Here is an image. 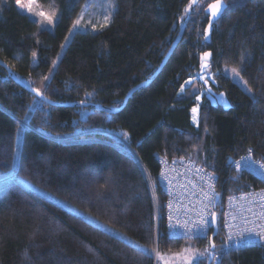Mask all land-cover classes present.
Returning a JSON list of instances; mask_svg holds the SVG:
<instances>
[{"label": "trees", "instance_id": "obj_1", "mask_svg": "<svg viewBox=\"0 0 264 264\" xmlns=\"http://www.w3.org/2000/svg\"><path fill=\"white\" fill-rule=\"evenodd\" d=\"M15 1L0 0V61L55 104L0 64V173L11 169L23 125L17 173L148 250L12 182L0 192V264H156L155 249L206 246L203 239L167 236L165 194L151 186L158 182L157 155L193 159L215 173L224 195L256 184L251 174L235 173L228 159L251 148L264 162V0L226 1L208 41L205 8L215 0H200L162 69L123 107L128 91L157 71L193 0H114L111 22L76 31L43 89L84 0H38L57 10L53 30L38 29ZM209 51L213 88L225 92L229 107L203 96L196 126L190 111L197 94L192 85L181 88ZM225 65L240 68L253 95L224 73ZM87 101L121 109L73 106ZM214 241L217 250L219 232ZM217 253L215 264H264V239Z\"/></svg>", "mask_w": 264, "mask_h": 264}, {"label": "built area", "instance_id": "obj_2", "mask_svg": "<svg viewBox=\"0 0 264 264\" xmlns=\"http://www.w3.org/2000/svg\"><path fill=\"white\" fill-rule=\"evenodd\" d=\"M157 159L168 237L209 242L216 214L221 250L264 239V162L251 148L233 159L231 167L235 173L251 174L256 184L225 195L215 173L193 159L165 155H157Z\"/></svg>", "mask_w": 264, "mask_h": 264}, {"label": "rangeland", "instance_id": "obj_3", "mask_svg": "<svg viewBox=\"0 0 264 264\" xmlns=\"http://www.w3.org/2000/svg\"><path fill=\"white\" fill-rule=\"evenodd\" d=\"M228 3L231 4H240L241 2H244L245 0H226ZM211 2V1H210ZM209 2V3H210ZM21 4L26 5V7L21 8L20 4L17 3V0L15 1L16 7L19 9L20 12H22L25 15H28L29 18H31L33 21H35L38 25V29H47V30H53L54 26L59 19L57 10L53 7H45L42 6L38 0H20ZM83 6L81 8V11L77 15L78 17L75 19V21L72 24V28L69 30V32L66 34L64 41L62 43L61 48L59 49L58 55L53 59L52 62L55 61V63H52L50 69L48 70L47 79L43 78L41 80V88H46L53 75L54 70L57 67L58 61L62 57V54L65 52L66 47L72 40V36L76 31H84V30H90V31H97L102 28H105L106 25H108L112 18L113 13L115 10V3L114 0H84ZM29 6L31 7V11H29ZM45 13L52 17L53 22L47 23L44 16L39 15V13ZM79 20L80 23L76 27H74V24L76 21ZM101 25H105L104 27H101ZM204 58H202L199 69L196 73L188 77L187 81L184 83V85L181 88V91H184L185 88L192 85V90L196 92V98L195 101H197V104L192 107L191 109V122L194 123L196 126L199 125V119H200V104L202 103L203 96L207 93V89H205V86L203 82L205 80H211L214 84H216V78L213 72L211 71L210 66H204ZM232 69H236L237 73H233ZM223 71L226 75L231 77L233 81H235L243 90L247 91L250 95H253V89L249 87L246 83V81L242 78L240 75V68L234 67V66H228L225 65L223 67ZM199 98V99H198ZM196 109L197 111L194 113L193 109ZM197 116L196 119H193V117ZM22 126L20 127V132L18 133L16 137V145H15V151H14V158L12 162L11 169L0 173V192L5 189L8 185L12 184V182H17L21 184L22 186H25L35 191L38 195L41 197H44L45 199H49L50 201L54 202L56 205L61 206L62 208H65L67 211H70L74 213L75 215L85 218L89 223H93L96 226H98L101 229H105L108 232H110L113 235L118 236L119 238L130 242L132 245L136 246L137 248H141L143 250H148L146 246L141 243L140 241H137L136 239L132 238L128 234H125L118 230L117 228H113L109 224H107L104 221H101L99 218H96L93 214L91 215L87 211L76 207L73 203L68 201L67 199L60 197L58 195H55L50 190L45 189L43 186H40L39 184L32 182L30 179H28L25 176H20L17 173L18 168V160L20 156L21 151V138H22ZM120 135H123V133H120ZM120 139L119 141L122 142L124 138H121V136H118ZM125 144L126 142L123 141ZM126 145V144H125ZM159 160V159H158ZM158 182L154 183L152 182L151 186L154 188ZM160 204V203H159ZM201 239V238H197ZM206 242V246H199L195 242H186V244L183 245L182 249L172 252H166V251H157L156 249L153 250L154 259L156 260V264H205L207 263V257L208 253L210 251V247H208L209 242L207 240H204ZM220 247L217 250H214V261L212 264L216 263V256L219 255L217 251H220ZM202 254V255H201Z\"/></svg>", "mask_w": 264, "mask_h": 264}, {"label": "water", "instance_id": "obj_4", "mask_svg": "<svg viewBox=\"0 0 264 264\" xmlns=\"http://www.w3.org/2000/svg\"><path fill=\"white\" fill-rule=\"evenodd\" d=\"M200 0H196L195 3H193V1L191 2V7H188L187 10H186V13L184 15V18H183V23L178 31V35L176 36V38L174 39L173 43L171 44L172 46L170 47V49L167 51V53L165 54L164 56V60L162 61V63L159 65V67L157 68V71H155V73L153 74L152 77L148 78L147 80L143 81L142 83L138 84L137 86L135 87H132L131 90L128 91V94L127 96L125 97L123 103H122V106L123 107L127 101V99L130 97V95L132 94V91H134L136 88L142 86V84H145V83H148L149 81H151L153 79V77L162 69V66L164 65V63L168 60L170 54L172 53V51L175 49V47L177 46L176 44L181 40V38L183 37V32H184V29H185V25H186V20L189 18V16L191 15V13L193 12V9L195 8V6L198 4ZM224 4H225V7L222 9V11L220 12V14H218L216 17H213L211 15V11L209 9V5L212 4V3H215V1H212L210 2L209 4H207V7L205 8L206 10V13H208V24H207V27L205 29V36H206V40L208 41L211 37V34H212V28H213V25L217 22L218 18H220V16L223 14V12L226 10V8L228 7V4L226 2V0H223ZM208 53L209 55L207 57H203L204 58V66L207 65L208 66V62H209V59L211 58V53L210 51L209 52H206ZM0 64H2L8 74L17 82L20 83L21 86L25 87L26 89H28L29 91H31L35 96H37L38 98H40L41 100H44L45 102L47 103H50V104H55V102H52L47 96H45L42 92V95H38L37 92L35 91L36 89L33 88V87H29L28 85H26L25 83H23L19 77H17L12 69L8 66V64H5L4 62L0 61ZM212 81L211 80H205L203 82L204 86H205V89H207V93L205 94V97L210 100L212 102L213 105H215L217 102H221V103H224L227 107H229V101L228 99L226 98V95H225V92H218L216 89L213 88V85H212ZM214 84V83H213ZM222 94V95H221ZM84 106V107H94V108H98V107H103V108H106L108 109L109 111H118L121 109V107H112V106H105V105H102L100 103L98 104H95V103H91V102H78L76 104H74L73 106ZM233 158L230 157L228 159V163L231 164ZM218 196H216V200H217ZM216 214L213 216V220H212V224H213V229H212V232H211V236L209 238V247H210V251L208 253V259H207V263L206 264H212V262L214 261V250L216 248H212L211 245H215V238L217 237V233H218V224H217V221H216Z\"/></svg>", "mask_w": 264, "mask_h": 264}, {"label": "snow or ice", "instance_id": "obj_5", "mask_svg": "<svg viewBox=\"0 0 264 264\" xmlns=\"http://www.w3.org/2000/svg\"><path fill=\"white\" fill-rule=\"evenodd\" d=\"M195 2H196V0H193V3H195ZM17 3L20 4V7H21V8L26 7V5L20 3V0H17ZM189 7H191V5H189ZM208 7H209V9H210V11H211V15H212L213 17H216L218 14H220V12L222 11V9L225 7V4H224L223 0H215V3L210 4ZM29 11H31V7H30V6H29ZM39 15L44 16V17H45V20L47 21V23L50 24V23L53 22L51 16H49V15L43 13V12L39 13ZM79 23H80V21L77 20L76 23L74 24V27H76L77 25H79ZM104 26H105V25H101V27H104ZM33 55L35 56V53H33ZM208 55H209L208 53H205V54H204L205 57H207ZM53 63H55V61H54ZM206 66H207V65H205V67H206ZM232 72H233V73H236V74L238 75L236 69H232ZM45 79H47V77H46ZM35 91L37 92L38 95H42V93H40L39 89H36ZM87 95H91V93H87ZM221 95H222V94H221ZM198 99H199V98H198ZM196 111H197V110L194 108V109H193V112L195 113ZM193 119H196V117L194 116ZM261 167H264V165H261ZM204 223H205V221L201 220V224L203 225ZM211 247H212V248H215V245L213 244V245H211ZM201 255H202V254H201Z\"/></svg>", "mask_w": 264, "mask_h": 264}, {"label": "bare ground", "instance_id": "obj_6", "mask_svg": "<svg viewBox=\"0 0 264 264\" xmlns=\"http://www.w3.org/2000/svg\"><path fill=\"white\" fill-rule=\"evenodd\" d=\"M193 117V116H192ZM197 117V116H196ZM209 245V244H208ZM209 247V246H208Z\"/></svg>", "mask_w": 264, "mask_h": 264}]
</instances>
